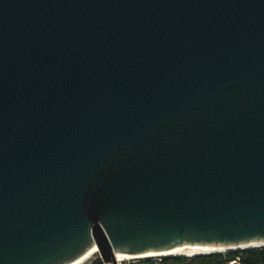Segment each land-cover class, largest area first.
I'll return each mask as SVG.
<instances>
[{
  "label": "water",
  "instance_id": "water-1",
  "mask_svg": "<svg viewBox=\"0 0 264 264\" xmlns=\"http://www.w3.org/2000/svg\"><path fill=\"white\" fill-rule=\"evenodd\" d=\"M93 244L264 246V0H0V264Z\"/></svg>",
  "mask_w": 264,
  "mask_h": 264
},
{
  "label": "bare ground",
  "instance_id": "bare-ground-1",
  "mask_svg": "<svg viewBox=\"0 0 264 264\" xmlns=\"http://www.w3.org/2000/svg\"><path fill=\"white\" fill-rule=\"evenodd\" d=\"M235 249L236 247L215 248V247H208L203 245H184L161 252H147V253H139V254H126V253L118 252L116 256L118 259L127 258V257L128 258L136 257V256H154V255L195 257L198 255H208L212 253L226 252ZM98 253H99V247L97 246V244H93L82 255H80L79 257H77L76 259L72 260L67 264H86L93 258L94 255Z\"/></svg>",
  "mask_w": 264,
  "mask_h": 264
},
{
  "label": "trees",
  "instance_id": "trees-1",
  "mask_svg": "<svg viewBox=\"0 0 264 264\" xmlns=\"http://www.w3.org/2000/svg\"><path fill=\"white\" fill-rule=\"evenodd\" d=\"M237 257H240L239 264H264V246L198 255L193 258V264H228L229 261L235 260ZM176 259L180 260L182 258ZM101 263L102 259L98 256L92 259L88 264Z\"/></svg>",
  "mask_w": 264,
  "mask_h": 264
},
{
  "label": "built area",
  "instance_id": "built-area-1",
  "mask_svg": "<svg viewBox=\"0 0 264 264\" xmlns=\"http://www.w3.org/2000/svg\"><path fill=\"white\" fill-rule=\"evenodd\" d=\"M176 258H182V259L178 260ZM193 258L194 257H190V256L154 255V256H136V257H129V258L127 257V258L118 259L116 256V262L117 264H193ZM239 260L240 257H237V259L229 261L228 264H236V263L239 264L240 263ZM89 262H91V260ZM101 264H114V263L112 261L106 262L102 259Z\"/></svg>",
  "mask_w": 264,
  "mask_h": 264
},
{
  "label": "rangeland",
  "instance_id": "rangeland-1",
  "mask_svg": "<svg viewBox=\"0 0 264 264\" xmlns=\"http://www.w3.org/2000/svg\"><path fill=\"white\" fill-rule=\"evenodd\" d=\"M98 256H100V254H99V253H98V254H96V255H94L92 259H94V258H97ZM92 259H91V260H92Z\"/></svg>",
  "mask_w": 264,
  "mask_h": 264
}]
</instances>
